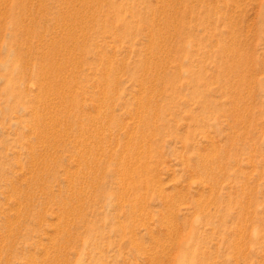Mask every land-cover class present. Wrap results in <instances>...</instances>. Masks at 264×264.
Masks as SVG:
<instances>
[{"label": "rangeland", "instance_id": "1", "mask_svg": "<svg viewBox=\"0 0 264 264\" xmlns=\"http://www.w3.org/2000/svg\"><path fill=\"white\" fill-rule=\"evenodd\" d=\"M0 264H264V0H0Z\"/></svg>", "mask_w": 264, "mask_h": 264}]
</instances>
